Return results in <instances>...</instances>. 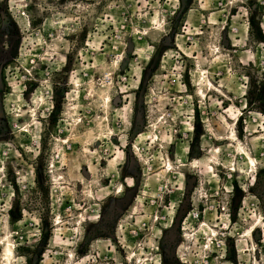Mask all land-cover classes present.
Returning a JSON list of instances; mask_svg holds the SVG:
<instances>
[{
  "label": "rangeland",
  "instance_id": "1",
  "mask_svg": "<svg viewBox=\"0 0 264 264\" xmlns=\"http://www.w3.org/2000/svg\"><path fill=\"white\" fill-rule=\"evenodd\" d=\"M0 264H264V0H0Z\"/></svg>",
  "mask_w": 264,
  "mask_h": 264
},
{
  "label": "bare ground",
  "instance_id": "2",
  "mask_svg": "<svg viewBox=\"0 0 264 264\" xmlns=\"http://www.w3.org/2000/svg\"><path fill=\"white\" fill-rule=\"evenodd\" d=\"M246 156H247V155H246ZM247 159H249V157H248ZM9 246L12 247L11 245H9ZM13 258H14L13 253L8 252V259L11 260V259H13Z\"/></svg>",
  "mask_w": 264,
  "mask_h": 264
},
{
  "label": "built area",
  "instance_id": "3",
  "mask_svg": "<svg viewBox=\"0 0 264 264\" xmlns=\"http://www.w3.org/2000/svg\"><path fill=\"white\" fill-rule=\"evenodd\" d=\"M195 216H197V214H195Z\"/></svg>",
  "mask_w": 264,
  "mask_h": 264
}]
</instances>
